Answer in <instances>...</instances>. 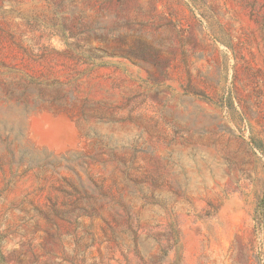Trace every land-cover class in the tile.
Returning a JSON list of instances; mask_svg holds the SVG:
<instances>
[{
  "label": "rangeland",
  "instance_id": "rangeland-1",
  "mask_svg": "<svg viewBox=\"0 0 264 264\" xmlns=\"http://www.w3.org/2000/svg\"><path fill=\"white\" fill-rule=\"evenodd\" d=\"M0 264H264V0H0Z\"/></svg>",
  "mask_w": 264,
  "mask_h": 264
}]
</instances>
